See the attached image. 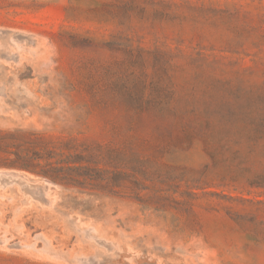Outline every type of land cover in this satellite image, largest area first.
Masks as SVG:
<instances>
[{
	"label": "rangeland",
	"instance_id": "374dc122",
	"mask_svg": "<svg viewBox=\"0 0 264 264\" xmlns=\"http://www.w3.org/2000/svg\"><path fill=\"white\" fill-rule=\"evenodd\" d=\"M0 264H264V0H0Z\"/></svg>",
	"mask_w": 264,
	"mask_h": 264
}]
</instances>
